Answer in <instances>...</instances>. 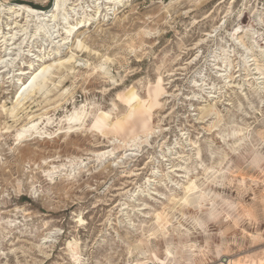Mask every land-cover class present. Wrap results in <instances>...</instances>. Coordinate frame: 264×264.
Masks as SVG:
<instances>
[{"label":"rangeland","instance_id":"1","mask_svg":"<svg viewBox=\"0 0 264 264\" xmlns=\"http://www.w3.org/2000/svg\"><path fill=\"white\" fill-rule=\"evenodd\" d=\"M4 1L42 10L53 2ZM35 23L9 42L13 58L0 73V106L12 105L27 74L10 86L9 80L35 68L39 55L72 51L74 73L61 84L52 77L33 110H46L57 124L84 105L88 119L73 133L44 128L50 139L17 144L26 114L12 123L0 107V133L11 130L0 134V264H83V257L89 264H125L128 248L142 237L136 230L151 233L158 212L171 235L183 233L172 240L180 264L189 242L205 253L192 264H210L218 251L223 261L239 257L244 264L264 257V0H128L115 17L80 28L86 52L70 40L59 46V36L52 45L46 36L29 39ZM105 57L106 69L98 70ZM136 133L141 141L110 145L112 137L126 141ZM127 148L134 151L124 154L125 163L109 167ZM69 159L84 168L67 164L76 179H45L48 167ZM192 184L189 202H178ZM136 206L144 208L130 210ZM73 239L77 260L67 249ZM169 241L159 231L146 247L161 252Z\"/></svg>","mask_w":264,"mask_h":264},{"label":"bare ground","instance_id":"2","mask_svg":"<svg viewBox=\"0 0 264 264\" xmlns=\"http://www.w3.org/2000/svg\"><path fill=\"white\" fill-rule=\"evenodd\" d=\"M127 1L128 0H53L52 5H51L49 10H42V9H38L35 7H31L29 5H23L20 3H11L8 1L0 0V73L6 71V68H7L8 64L10 63L9 60H11L13 58L10 55L11 53L9 51H7L9 42L12 41L10 43L11 45L16 44L14 39H16V37L19 34H20V37H18V39H21L22 35L26 34V32H23V31L26 30V25L32 19H35L36 23H35V26L33 28V31H31V33L29 34L30 35L29 39L34 40L36 38L35 36H37V35H40L41 38L46 36L50 40L49 44L52 45V43L55 41V38L57 36H59L60 39L56 42V43L60 42V43H58L59 46L61 44L62 45L66 44L70 40V42L73 43V45H74L75 51L86 52L88 50V46H86L82 42V40L79 38V36L77 35L80 28L85 27V26H90L93 22L97 21L98 17L100 18L102 16L105 17L108 15H114V17H115L117 8L120 6H124L127 3ZM21 20H24L23 23H20ZM60 24H62L61 28L63 29L62 30L63 32H59V29L57 28V27H59ZM55 32H56V36H54ZM62 34H63V36H62ZM24 40H25V38L22 39V41L18 44L20 45L22 42H24ZM49 44H47V46ZM19 45L17 47L20 48ZM49 53H47V55H45V53L43 55L41 54L42 56L39 55L38 58L35 57L36 61H37L35 68L33 65H29L28 72L25 70H20V72L16 73V75H15V76H18V78L11 77V79L9 80L10 84L8 86L13 84L14 83L13 81H15V80L19 81L21 75L27 74L26 80L20 82V84L16 90V93L14 96L15 97L14 102L12 103V105L7 109H6L5 105L0 106L1 109H3L5 114L7 115L6 120L11 121L12 123L17 122L20 114H22V113L26 114V117H27L26 121L19 125V128L17 129L16 134H15V136H16L15 141L17 144H21L25 140H32V139L37 138V137L50 139L51 135H48V134L46 135L43 133L44 128L49 129V128L56 127L58 130L57 134H61V133L67 134L69 132L73 133L76 130L81 129L83 127V124L86 123V121L88 119V108H86L84 105L82 107L80 106V108H75L72 113L65 115L64 119L60 118L59 121H56L57 124H54V121L52 122V118L48 115L46 110L44 112H39V113L34 114V112L37 109H35V110H33V109L36 108L37 106H39V104L37 102H39L40 99L45 97V94L47 93L46 91H48V90H46L47 84L50 80L52 81V77L57 76V78H58L57 83L58 84L63 83L66 80V77H68L70 74L74 73L75 66H76L75 64L78 61V60H75V56H74V53L72 51L70 52V54L68 56H65V57L59 56L56 58L55 57L51 58ZM109 60H110L109 57H105L104 58L105 62L102 63L101 65H99L100 68H98V70H100L101 68L106 69L105 64ZM53 68L57 72L52 71ZM106 71H108V70H106ZM106 71L104 73H106ZM8 73H6V74H8ZM54 73H57L58 75H56ZM5 82H7V81H5ZM1 93L2 94L8 93L6 90V87L3 91H1ZM45 99H46V97H45ZM59 105H62V103H60ZM55 110L56 109H54V111ZM0 112H3V111L0 110ZM44 123H45L44 127L40 126V124H44ZM9 128H10L9 126L5 127L4 131H2L0 133L1 136H5V134L10 133L11 130H9ZM142 133L146 134L147 131L144 130ZM142 137H144V136L139 135L137 133L132 134V136L129 138V140H126V141L118 140L117 138L112 137L113 139H110V145H115L117 147L118 146H129L133 141H135V142L139 141V140L141 141L143 139ZM101 151L102 152L100 155H103L104 153L108 152L107 150H101ZM128 151L130 152L128 154L131 155L134 150L129 149V148L125 149V152L121 155L120 158H116V159H113V160L108 162L109 167H111V168L116 167L117 168L120 165L124 164L125 163L124 160L127 158V157L124 158V154L127 153ZM74 160H75V158H74ZM74 160L69 159L67 161L65 160L66 161L65 163L60 162V164H52L46 170V178L45 179L53 184L55 182L54 177L55 176L60 177L63 174V177L66 176V180H69V179L73 180L75 178V175L71 176V173H70L71 171L69 172L70 174L65 172V171H67L66 167L68 166L67 165L68 163H71V165H74V164L76 165V167H74L75 169L71 168L72 171H74V170H77L79 172L84 171V168L82 169L81 167L77 166L78 165L77 160L75 163H74ZM55 161H53V162H55ZM104 163H105V160H102L99 162L98 165L103 166ZM69 168H70V166H69ZM130 172H131V174H129L128 176H134L136 174V173H134V171H130ZM194 188H195V186L193 184L189 185L186 188V190L184 191L183 195L177 201L178 202L179 201L180 202L181 201L182 202H189V200L191 199L190 198V192L193 191ZM125 193H127V192H124V194ZM137 194L138 193H134V194L132 193L131 196H133V195L136 196ZM123 204H125V203H123ZM176 204H178V203H176ZM143 205H145V203ZM127 207H128V204L127 205L125 204V206L120 208L122 215H127V213L124 214L125 213L124 210L127 209ZM143 208L144 207L142 206V207H137L136 209L132 208L130 210H132V211L143 210ZM199 209H200V207H199ZM119 217H121V216H119ZM126 217L128 219V221H126V222H128V224H131L133 221L131 222V219L129 218V216H126ZM160 217H161V215L158 212L155 215V218L157 219L158 226H157V228H152L153 230H151V233L147 234L145 232L139 231V229L136 230L135 234H141L142 237L139 240H136L131 245V247L128 248V250H127L128 260L126 261L125 264H139L145 260H151L153 262H156L157 264H180L178 259L181 257L177 256L176 251L174 250L175 248L173 246L174 241H172V240H174V238H173L174 234L179 235L177 237L181 238L183 236V233L182 234L177 233L178 232L177 231L173 235H171L166 230V224H168L169 221L166 219H164L162 221V219L160 220ZM79 221L81 223L83 222V226L87 224V221H85L83 217L80 218ZM126 222H125V225H126ZM110 225H113V223L110 222ZM113 227H114V225L112 226V228ZM179 228H181V227H179ZM159 231H160V234L162 237L164 236V238H167L170 241L168 243H166V246L164 247V249L161 252H158L155 249L149 250L146 247V245L148 244V241L151 239L152 236H156ZM116 234L119 237L118 232H116ZM121 239L116 238V240L118 242L122 243L123 240H121ZM107 241H108L107 239H103L102 243L103 242L107 243ZM97 243L98 242L96 241L95 244H97ZM67 247H68L67 249L69 250V253L72 256L73 260H77L78 257L80 256L79 251H78V241L76 239H73L72 241H68ZM185 251H186L187 257L184 258L185 262L183 264H192V260L195 261L194 257L197 256L198 254H200L201 256L205 255L204 248H201L198 246L196 247V244L192 243V242L185 244L184 252ZM217 253L218 254L216 256V260L215 261L211 260L210 264H244V263H246L245 261L242 262V260L238 259L239 257L238 258H233V257L228 258L227 257L228 259L226 261H223L220 258L221 255H224V254H222L223 252L222 253L220 252L221 253L220 254L218 251ZM135 254L137 255V257L132 258ZM83 264H89V261L87 258L83 257ZM251 264H264V257H262L258 261L252 260Z\"/></svg>","mask_w":264,"mask_h":264},{"label":"built area","instance_id":"3","mask_svg":"<svg viewBox=\"0 0 264 264\" xmlns=\"http://www.w3.org/2000/svg\"><path fill=\"white\" fill-rule=\"evenodd\" d=\"M139 264H157L156 262H153L151 260H145V261H142L141 263Z\"/></svg>","mask_w":264,"mask_h":264}]
</instances>
